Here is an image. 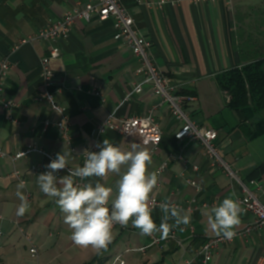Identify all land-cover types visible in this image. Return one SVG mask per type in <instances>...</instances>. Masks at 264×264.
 <instances>
[{
  "label": "crops",
  "instance_id": "obj_1",
  "mask_svg": "<svg viewBox=\"0 0 264 264\" xmlns=\"http://www.w3.org/2000/svg\"><path fill=\"white\" fill-rule=\"evenodd\" d=\"M94 1L0 0V60L8 59L12 65L4 85L7 98L16 104L11 110L0 108V148L17 154L35 143L40 150L16 163L0 159V264H111L119 256L125 264H202L198 249L217 235L207 228L202 210L191 213L187 207L194 199L209 208L226 197L236 199L239 188L210 163L200 143L175 139L181 125L173 120L170 107L153 94L150 84L143 85L140 95L132 94L133 85L144 82L137 74L141 65L127 44L115 40L118 28L112 18L77 20L69 36L59 40L61 56L51 62L53 93L65 113L50 110L36 98L43 88L40 66L49 44L35 40L21 45L22 39L35 36L72 8ZM118 1L133 17L138 33L151 41L154 62L176 93L196 97L184 105L190 118L202 130L217 133L216 144L224 158L264 201V108L260 110L249 100L247 106L232 109L229 93L218 85L219 75L264 60V0ZM151 107L156 108L163 137L157 147L137 127L120 135L108 131L98 138L99 143L108 139L124 151L140 144L152 155L150 172L166 162L151 196L184 209L190 224L171 228L179 243L163 240L150 245V236H142L129 223L112 230L107 249L77 246L70 239L63 213L39 188L38 175L43 172L33 173L31 168L41 165L47 170L45 166L64 152L69 168L82 166V153L92 146L97 127L108 116H145ZM47 119L69 122V144L56 127L44 130ZM15 169L27 184L20 190L30 204L23 217L16 215L21 201L16 194ZM67 174V169L59 173ZM96 179L114 189V198L118 177L92 178L93 183ZM194 181L199 189L190 184ZM152 216L159 225L163 216L159 207L152 210ZM253 219L243 212L234 230ZM168 223L174 225L172 220ZM155 236L161 237L159 233ZM32 246L39 251L38 262L30 256ZM140 248L146 249L128 252ZM260 258H264V228L247 239L221 245L209 264H258Z\"/></svg>",
  "mask_w": 264,
  "mask_h": 264
},
{
  "label": "built area",
  "instance_id": "obj_2",
  "mask_svg": "<svg viewBox=\"0 0 264 264\" xmlns=\"http://www.w3.org/2000/svg\"><path fill=\"white\" fill-rule=\"evenodd\" d=\"M199 2H206L209 0H196ZM230 1V0H226ZM112 18L115 23H117L118 30L115 34V40H119L127 44L136 57L139 60L140 68L137 71L138 75L143 76L144 82L135 83L133 85L132 94H141L143 91V85L150 84L152 86L153 94L158 96L163 103L167 104L170 107V113L175 122L180 123V128L175 134V139L184 140L189 138L200 143L204 149H206V155L210 163L223 172L230 181L238 186L240 194L236 197L235 200H238L244 212H248L254 216L253 222L248 224L242 229H239L236 232V235L231 239H224L222 236H213L204 245L198 249L197 257L202 260V264H209L213 258V255L221 245L229 242H233L239 238H249L254 231L261 230L264 228V201L257 195L256 191L251 188L245 180L240 176L238 171L229 163L221 153L218 148L216 141L218 135L215 131L212 130H202L199 125L190 118L187 113L184 105L186 102H191L196 99L194 96H181L176 93V88L169 84V80L166 76L160 72L159 68L154 62L152 52H151V41L144 36H141L135 28V22L131 14L122 7L118 0H95L92 3H87L85 6L79 8H72L68 11L63 18L59 19L57 22L48 24L44 29L38 31V33L30 38L22 39L21 45L30 44L33 41H46L49 44V50L47 56L41 62V72L40 77L42 79L43 88L41 92L36 97L37 99L46 103L49 106V109L60 114L65 113V108L59 105L56 102L54 97L53 87H54V77L55 73L53 68H51V62L58 60L61 56L60 47L58 46L59 40L65 39L71 33L74 23L77 20H83L85 22H90L94 19L106 20ZM19 46L15 47L18 49ZM12 65L8 59L0 60V108L5 110H11L16 106L15 102L12 99L7 98L6 96V85H4V80L11 71ZM51 98V99H49ZM129 97L127 98V100ZM155 107H151L147 115L140 116L134 115L132 117L121 118L116 117L115 115L108 116L105 121L97 127L93 139L94 143L92 146L87 149V151H98L99 149L96 145L99 143V137L105 135L106 132L110 131L117 134H124L129 128L137 127L142 133L148 135L146 136L148 140H151L152 143L157 147L162 141V132L159 127L158 122L154 115ZM68 124L67 120H62V122L53 123L50 119H47L43 122L42 126L44 130H48L49 127H56L61 131V137L66 143H70L69 134H68ZM71 151L74 152V149ZM34 152H40L37 144L29 145L24 151H20L17 154H10L6 151H3L0 148V159L9 158L16 163L23 159L28 154H33ZM83 163L86 159V153H82ZM54 159V158H53ZM167 163L165 162L156 170L158 177L165 171L167 168ZM195 169H198L195 167ZM32 172H45L41 165H35L31 168ZM13 175L16 177L18 182L24 181V178L21 175V171L15 169ZM78 183H84V181H77ZM196 189H199L196 185V182L190 183ZM159 202L154 199L153 196H150L149 207L154 210V208L159 207ZM209 207L206 203L200 205L194 201L187 207L191 213H194L197 210H202L205 207ZM116 227H122L119 224L114 225L113 229ZM22 231V230H21ZM0 235L2 231L0 230ZM151 243L159 244L161 241L175 240L179 243V238L176 236L175 232L169 233L167 238H161L153 234L150 236ZM146 248H140L139 250H128L133 252H143ZM30 256L36 261H39V251L35 246L30 248ZM258 264H264V258H260L257 262ZM111 264H125L122 260V256L116 257Z\"/></svg>",
  "mask_w": 264,
  "mask_h": 264
},
{
  "label": "clouds",
  "instance_id": "obj_3",
  "mask_svg": "<svg viewBox=\"0 0 264 264\" xmlns=\"http://www.w3.org/2000/svg\"><path fill=\"white\" fill-rule=\"evenodd\" d=\"M51 99V98H49ZM99 151H85L83 166L68 167L67 153H58L45 167L47 171L38 175V185L42 193L54 200L64 216V223L71 230L70 239L80 247L107 249L111 243L114 225L127 227L129 223L138 229L142 236L159 233L167 238L173 226H187L190 215L171 202H162L159 208L163 213L159 225L154 221L149 200L158 184V174L149 171L152 155L140 144H133L124 151L108 139L98 143ZM67 169V175L59 173ZM115 174L118 179L114 189L92 178H105ZM86 183H78L77 181ZM27 187L21 181L17 185V196L21 201L16 215L23 217L30 204L20 191ZM244 209L238 200L226 197L212 207L202 209L207 228L217 236L231 240L235 228L241 224ZM174 221V225L168 223Z\"/></svg>",
  "mask_w": 264,
  "mask_h": 264
},
{
  "label": "trees",
  "instance_id": "obj_4",
  "mask_svg": "<svg viewBox=\"0 0 264 264\" xmlns=\"http://www.w3.org/2000/svg\"><path fill=\"white\" fill-rule=\"evenodd\" d=\"M218 85L229 93L228 105L232 109L247 106L252 100L258 108H264V60L241 69L219 75Z\"/></svg>",
  "mask_w": 264,
  "mask_h": 264
}]
</instances>
